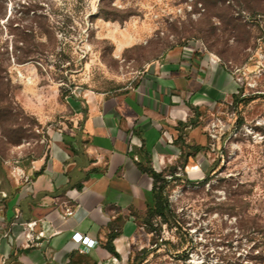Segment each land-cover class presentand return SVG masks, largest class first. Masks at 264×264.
Returning <instances> with one entry per match:
<instances>
[{
  "label": "rangeland",
  "instance_id": "1",
  "mask_svg": "<svg viewBox=\"0 0 264 264\" xmlns=\"http://www.w3.org/2000/svg\"><path fill=\"white\" fill-rule=\"evenodd\" d=\"M181 45L225 62L242 99L208 111L205 144L186 147L185 178L168 186L180 229L155 218L130 262L156 246L138 264H254L261 234L232 212L264 221V0H0V214L32 160L79 126L86 98L130 89Z\"/></svg>",
  "mask_w": 264,
  "mask_h": 264
},
{
  "label": "crops",
  "instance_id": "2",
  "mask_svg": "<svg viewBox=\"0 0 264 264\" xmlns=\"http://www.w3.org/2000/svg\"><path fill=\"white\" fill-rule=\"evenodd\" d=\"M211 54L172 48L149 63L130 89L86 98L75 113L79 126L55 137L6 199L0 264H129L143 229L135 214L154 201L152 177L138 162L161 170L187 144H205V114L236 93L226 63ZM67 206L72 215L65 214ZM33 218L48 229L26 246L23 222ZM74 232L94 238V245L74 240ZM110 234L116 253L106 246Z\"/></svg>",
  "mask_w": 264,
  "mask_h": 264
},
{
  "label": "trees",
  "instance_id": "3",
  "mask_svg": "<svg viewBox=\"0 0 264 264\" xmlns=\"http://www.w3.org/2000/svg\"><path fill=\"white\" fill-rule=\"evenodd\" d=\"M233 99L235 102H238L242 99L241 95L238 93H234ZM187 147L193 148L194 151H198L202 148L201 144H187ZM191 151L182 147L181 154L179 156L180 159H183L180 163H173L161 170H156L148 161L146 163L138 162L140 168L143 171H146L152 177V192L154 196V201L151 204H147V208L144 213H136V217L138 218L139 224L145 226L150 231H158L160 226L155 224L154 219L159 218L161 222L166 223L169 226H175L180 229L179 220L177 219V213L175 208L172 206V203L168 198V186L171 181L179 180L185 178V176L178 174L177 169L178 166L183 167L186 159L189 155H191ZM41 172V170L36 171V173ZM188 183H195L194 180L190 178H186ZM237 213L236 215L239 221V228L242 231H245V227L253 231H257L258 234H261L260 238L258 236H254L255 242L252 245L251 255L250 257L254 259V264H264V221L263 217L260 216L258 212L253 214L244 212L240 213L238 211L232 212ZM113 234H110L106 246L108 249L114 253H116L114 245L112 244ZM252 238V235L250 239ZM157 244L166 243L168 247H175V243L172 240H164L163 242H156ZM257 252L254 253V251ZM156 250V246L152 248H143L138 256L135 258V262H130L129 264H138L146 258V255L152 251ZM240 264H248L241 262Z\"/></svg>",
  "mask_w": 264,
  "mask_h": 264
},
{
  "label": "built area",
  "instance_id": "4",
  "mask_svg": "<svg viewBox=\"0 0 264 264\" xmlns=\"http://www.w3.org/2000/svg\"><path fill=\"white\" fill-rule=\"evenodd\" d=\"M211 60L218 61L219 57L215 54H211L210 56ZM213 128L211 131V136L216 137V130L214 127H216V121L212 123ZM6 195V193H4ZM66 215H72L74 212V209L70 206L65 207L64 210ZM19 215L18 211L15 213L14 218H17ZM48 229V225L45 223L44 220L41 218H33L30 220H26L23 222V230H22V236L23 241L26 246H30L32 244L38 243L45 235L46 231ZM73 239L76 241H81L82 243L86 244L87 246H93L95 243L94 238H90L88 235H83L81 232H74L72 235Z\"/></svg>",
  "mask_w": 264,
  "mask_h": 264
}]
</instances>
